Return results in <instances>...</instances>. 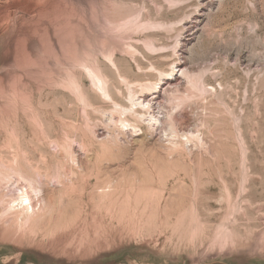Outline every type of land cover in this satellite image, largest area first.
I'll use <instances>...</instances> for the list:
<instances>
[{
    "label": "rangeland",
    "instance_id": "1",
    "mask_svg": "<svg viewBox=\"0 0 264 264\" xmlns=\"http://www.w3.org/2000/svg\"><path fill=\"white\" fill-rule=\"evenodd\" d=\"M30 180L0 264H264V0H0V192Z\"/></svg>",
    "mask_w": 264,
    "mask_h": 264
},
{
    "label": "bare ground",
    "instance_id": "2",
    "mask_svg": "<svg viewBox=\"0 0 264 264\" xmlns=\"http://www.w3.org/2000/svg\"><path fill=\"white\" fill-rule=\"evenodd\" d=\"M43 193V185L35 184L31 180L29 181L27 187L24 190H21L19 196H9L10 198L7 199L8 197L5 198L6 193L0 192V238H2L3 234L12 235L16 226L27 224L28 221L33 220L39 214L40 207L36 206L37 201H40V199H44ZM32 194L34 196L38 194L36 196V201L32 200L34 197ZM17 199H19V203H16V205H19V208L14 209V205H10V203L17 201ZM23 201H26V203L23 204ZM6 224L8 225V227H10V230H8V232H10L11 234L4 233L6 231Z\"/></svg>",
    "mask_w": 264,
    "mask_h": 264
}]
</instances>
